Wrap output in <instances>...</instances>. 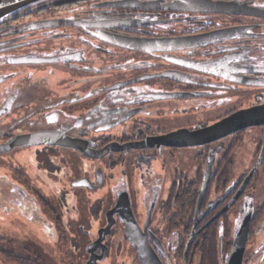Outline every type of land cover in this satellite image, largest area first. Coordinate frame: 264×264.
I'll list each match as a JSON object with an SVG mask.
<instances>
[{"label": "flooded vegetation", "instance_id": "1", "mask_svg": "<svg viewBox=\"0 0 264 264\" xmlns=\"http://www.w3.org/2000/svg\"><path fill=\"white\" fill-rule=\"evenodd\" d=\"M52 1L57 0L35 2L0 18V144L15 135L42 131L85 140L95 150L111 145L100 158L55 144L17 146L11 150L34 147L36 162L55 167L53 176L57 180L66 166L61 150L88 160L87 170L68 179L71 185L86 177L88 186H76L81 190L94 191L114 178L111 187L117 188L115 200L119 192L128 193L134 215H144L141 223L136 218L141 228L147 215H151L148 229L158 242L151 238L149 242L163 264H174L175 257L182 264H191L201 246L198 241L206 237L213 223L220 225L223 232V218L231 217L233 235L243 215L250 211L249 241L254 217L264 215V202L255 203V197L247 192L255 174L247 173L227 189V178L224 181L219 177L214 182L216 197H208L213 175L221 174V162L218 164L215 157L224 151L221 140L239 131L192 146L165 145L158 138L182 128L198 129L238 109L264 103V16L194 10L201 5L200 0H73L42 8ZM201 1L231 3L244 11L257 8L264 13V0ZM57 20L61 22L45 25ZM40 23L45 26L38 28ZM224 28L236 29L210 41L197 43L193 39ZM103 32L128 39L184 36L188 37L189 46L167 51L118 46L97 36ZM208 62L217 63L210 68L214 73L204 65ZM233 79L261 84H243ZM169 94L178 96H166ZM226 104L239 106L229 108L210 123L206 121ZM129 143L143 146L115 149L116 144ZM189 149H197L193 176L191 169L188 173L181 169L182 163H175L176 154ZM8 151L0 152V156ZM38 155L40 158H36ZM157 159L163 164V172L153 167ZM131 163L144 167L137 166L135 176L136 185L142 181L138 186L142 190L139 211L132 205L130 182L133 183L135 172L130 170ZM263 166L261 146L254 170ZM248 175L246 186L231 206L209 222L231 201ZM123 177L126 184H121ZM204 181L206 186L201 193ZM146 186L152 194L145 207ZM114 215L117 221L118 214ZM153 215H169L170 219L163 229L152 228ZM176 218L188 221L182 231L175 228ZM263 223L264 217L255 230ZM170 228L177 231L172 245L164 243L163 235H171L174 230L170 232ZM109 234L103 239L105 256L99 264L108 254ZM96 238L97 234L90 242ZM248 241L242 264L247 261ZM263 243L249 251L260 254L250 264H264ZM226 244L223 243L222 252ZM139 263L142 264L140 260Z\"/></svg>", "mask_w": 264, "mask_h": 264}, {"label": "rangeland", "instance_id": "2", "mask_svg": "<svg viewBox=\"0 0 264 264\" xmlns=\"http://www.w3.org/2000/svg\"><path fill=\"white\" fill-rule=\"evenodd\" d=\"M238 106L226 104V106L220 107L219 110L209 115L206 121L210 123L219 114H223L232 107L236 109ZM221 143H224V151L215 155L216 162H221V174L213 175V186L208 192V197L214 198L215 196L214 182L217 178L221 177L224 181L227 178V186L225 187L227 189L230 187L229 185H233L250 172L255 175L247 192L255 197V199L252 198L255 203L264 202V168L258 167L257 170H254L258 163L260 147L264 146V127H249L239 131V134L224 138ZM216 145L217 143L214 147ZM19 148L0 156V264H17L11 261L13 255L31 256L34 253L40 257L38 261L41 264H86L88 259L86 246L95 238L97 230L106 223L104 212L115 200L114 192L117 188L111 187L114 178L110 179L111 182H108L107 179L106 186H100L94 191L81 190L76 186L71 187L73 181L70 185L68 179L80 176L87 170L88 160L78 158L70 151L61 150L60 155L66 166L61 170L64 172L57 175L59 176V180H57L52 173L55 167L50 166L49 170L52 175L47 174L46 170L42 169L47 168V165L44 167L36 162L35 156L37 154L34 153V147ZM196 152L197 149H189L176 154L175 163H182L181 169L187 170L188 173L191 169V176L195 175L194 163L197 161L194 160V157ZM36 158H40L39 155ZM126 161H128L127 158ZM161 163L160 159L153 163V167L158 172H163L161 168L163 164ZM125 164L128 166L127 163ZM125 164H122V169L126 167ZM177 164L176 166H178ZM134 165H130L131 172H135L133 183L130 182L132 185V190H130L132 192V205L139 211L142 190L138 186L142 184V181L139 180L138 185H136L135 176L139 165ZM143 168V166H139V169ZM120 180H122L121 184H126L124 177ZM11 182L22 187H16ZM164 189L166 191V186ZM144 191V206L146 207L152 193L151 188L147 186ZM135 216L140 223L144 220V215ZM169 219V215H153L152 228L163 229ZM185 221H187L185 218H176L175 228L182 231V225ZM223 221L224 234H229L230 237L225 241L227 244L223 252L222 247L220 248L219 257H217V262L220 264L225 263L230 253L228 249L230 238L233 236L232 218L225 217ZM255 221L252 222L253 229L250 232L248 253H246L248 256L245 264H250L252 260L257 259L260 254H251L253 251H249L264 242V223L256 231L254 227L258 220ZM169 222L171 223V221ZM112 227L111 233L106 238L108 254L101 264H140L135 248L126 238L124 224L117 220ZM175 228H170V232ZM216 234L218 236V233ZM163 235L165 237L164 243L172 245V242L177 238V231L174 230L171 235L168 233ZM261 247L264 248V243ZM172 261L174 264H182L177 257ZM201 261L198 250L191 264H202Z\"/></svg>", "mask_w": 264, "mask_h": 264}, {"label": "water", "instance_id": "3", "mask_svg": "<svg viewBox=\"0 0 264 264\" xmlns=\"http://www.w3.org/2000/svg\"><path fill=\"white\" fill-rule=\"evenodd\" d=\"M40 1L42 0H0V18L8 13L14 12L29 4H33L35 2H40ZM71 1L73 0L52 1L42 6V8L48 6H54L66 2H71ZM200 4L201 5H198L199 7H196V9L194 10L221 12V13H234V14H249V15L253 14L258 16H264V13L260 9L250 8L252 9L251 11H244L243 8L234 6L231 3L200 0ZM60 22L61 21L58 20L52 22L49 21L48 23H45V25H50V24L53 25V24H58ZM40 24L42 25H40L38 28L45 26L44 23H40ZM103 27H105V25H103ZM235 29L236 28L218 29L211 31L209 33L194 36L193 39L197 43L203 42L204 40L210 41L214 38H219V37L222 38L224 36H228L230 33L234 32ZM225 33L227 35H223ZM97 36L107 42L113 43L118 46H130L132 48L143 49V50L167 51V50H174L177 48H185L189 46V44H187L188 37H184V36L162 37V38H153V39H147V38L128 39L121 36L112 35L107 32H103V34H98ZM204 65H206L207 68H209L208 72L214 73L213 71L210 70V68L217 66V63L215 62V64L212 65L211 62H208L207 64ZM233 80L243 84H261L257 81L252 82L241 79H233ZM166 96L174 97V96H178V94H169ZM254 126H264V103L238 109L228 114L227 116L219 119L218 121L198 129L188 130L182 128L172 131L165 135L159 136L158 140L159 142L165 145L192 146V145L208 143L223 138L237 131ZM42 144H46V145L55 144L70 148H76L91 158L103 157L112 147L111 145H107L99 150H95L88 147L87 141L85 140L71 138L63 134L47 133L40 131V132L24 133L13 136L8 141L0 144V152L11 150L12 148L17 146L42 145ZM116 145H117L115 148L116 150H123V149L125 150L127 147L143 146V145H132L130 143L125 145H118V144ZM207 164H208L207 174H209L211 164L210 162H208ZM248 178L249 175L243 180L238 191L235 193L231 201L227 203L223 207V209H221L217 213V215H214L209 222L218 218L222 212H224L229 206H231V203L234 202V200L239 196V194L246 186ZM206 179L207 178H205V180ZM73 185L88 186L89 182L88 179L84 177L74 181ZM205 186H206V181H204L203 183L201 193L205 189ZM114 214H118L116 215L118 220L124 224V232L126 238L129 241V243L132 246H134L137 257L139 258L141 263L163 264L149 242V238H151L153 241L158 242V240L155 238L152 232L149 231L148 229L151 215H147L146 220L144 221L143 226L141 228V226L138 224L135 218L129 196L126 191L119 192L117 194V198L113 206L110 209H108L105 213L106 224L97 230V238L86 246V251L88 253V259L86 261V264H99V261L104 259L105 246L103 244V239L107 234L110 233L112 226L116 222V217ZM250 221H251V214L249 211L246 215H243L240 224L234 230L231 250L224 264H242L248 237H249ZM98 249H99V253L96 252Z\"/></svg>", "mask_w": 264, "mask_h": 264}, {"label": "trees", "instance_id": "4", "mask_svg": "<svg viewBox=\"0 0 264 264\" xmlns=\"http://www.w3.org/2000/svg\"><path fill=\"white\" fill-rule=\"evenodd\" d=\"M49 167L50 166H47V168H42V169H45L46 173L50 174L51 171L49 170ZM52 173L55 174V170H52ZM261 219H262V215H256L253 221L256 220L255 222H257L258 220V223H259ZM219 226L220 225H218L217 223L216 224L213 223L207 230L206 237L198 241V245L201 244L199 252H200V258L202 260L201 261L202 264H220L217 262L218 261L217 257H219L220 248L222 247L223 243L227 241V239H229L230 236L229 234L228 235L224 234V229H223V232L220 231L221 228ZM223 228H224V221H223ZM216 233H218V236ZM1 255H4V254L1 253ZM17 255H13V258L11 257L12 260L9 257L7 258L10 259L11 261H14L17 264H41L38 261L40 257L35 253L31 256L19 255V254Z\"/></svg>", "mask_w": 264, "mask_h": 264}]
</instances>
